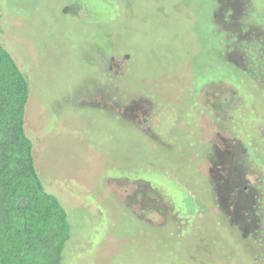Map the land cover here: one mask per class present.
I'll use <instances>...</instances> for the list:
<instances>
[{"label": "rangeland", "instance_id": "rangeland-1", "mask_svg": "<svg viewBox=\"0 0 264 264\" xmlns=\"http://www.w3.org/2000/svg\"><path fill=\"white\" fill-rule=\"evenodd\" d=\"M250 36L264 0H0L35 166L71 228L62 264H264Z\"/></svg>", "mask_w": 264, "mask_h": 264}, {"label": "trees", "instance_id": "trees-1", "mask_svg": "<svg viewBox=\"0 0 264 264\" xmlns=\"http://www.w3.org/2000/svg\"><path fill=\"white\" fill-rule=\"evenodd\" d=\"M242 41L263 55L264 38ZM28 102L26 76L0 40V264H62L71 228L37 172L25 127Z\"/></svg>", "mask_w": 264, "mask_h": 264}, {"label": "flooded vegetation", "instance_id": "flooded-vegetation-1", "mask_svg": "<svg viewBox=\"0 0 264 264\" xmlns=\"http://www.w3.org/2000/svg\"><path fill=\"white\" fill-rule=\"evenodd\" d=\"M223 159H224V158H223ZM221 160H222V159H221ZM230 190H231V189H230ZM240 196H243V195L240 194ZM240 196H239V197H240ZM236 199H237V197L235 196V200H236ZM233 200H234V198H233ZM237 200H239V202H238V204L235 203V206H234V207H235V208L238 207L240 210L244 209L245 206L240 204V202H242V198H239V199H237ZM236 209H237V208H236Z\"/></svg>", "mask_w": 264, "mask_h": 264}]
</instances>
